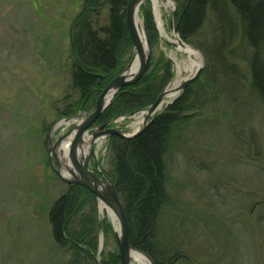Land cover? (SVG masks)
<instances>
[{"label": "rangeland", "instance_id": "obj_1", "mask_svg": "<svg viewBox=\"0 0 264 264\" xmlns=\"http://www.w3.org/2000/svg\"><path fill=\"white\" fill-rule=\"evenodd\" d=\"M170 1L173 7H161L167 32L171 21L175 26L179 3ZM84 3L85 0H0V264L73 262L70 242L66 247L55 243L47 219L52 204L70 189L50 167L47 150L49 139L55 141L65 129L63 123L57 124L90 113L109 82L102 78L88 98L72 112L68 110L79 101L69 85V28ZM138 16L145 31L150 16L157 32L153 40L147 35L148 72L156 70L155 76L160 77L169 65L170 77L157 84L152 102L125 114L101 118L96 127L110 121L109 127L130 133L135 115L145 111L176 77L175 62L170 56L174 47L161 38L150 1L142 3ZM92 19L94 27L105 26L108 9ZM132 53L133 46L121 58L119 73L130 63ZM178 62L180 77H187L189 70L182 58L178 57ZM141 91L149 92L144 88L134 92ZM222 107L221 102L218 109ZM200 113L179 134L175 146L181 153L170 159L175 206L164 217L162 245L181 249V256L188 254L193 264H264V202L258 205L264 201V159L259 155L264 150L263 112L256 101L244 100L224 119L222 111L212 113L206 109ZM111 137L103 135L95 141L96 156L90 159L88 168L96 171L95 161L114 182ZM82 212L92 213L96 222V248L92 251L81 246L90 255L91 264L96 263V258L102 264L110 254L118 255L111 222L106 213L103 216L99 212L96 198L85 204ZM84 261L81 258L77 264Z\"/></svg>", "mask_w": 264, "mask_h": 264}, {"label": "trees", "instance_id": "obj_2", "mask_svg": "<svg viewBox=\"0 0 264 264\" xmlns=\"http://www.w3.org/2000/svg\"><path fill=\"white\" fill-rule=\"evenodd\" d=\"M127 1L85 0L72 19L69 85L79 101L68 107L69 111L96 90L101 76L108 82L120 72L121 58L132 47L125 23ZM105 8L108 23L94 27L93 15L99 17ZM175 13L180 38L203 55L205 66L200 76L134 139L112 136L110 142L111 175L128 218L129 242L147 254L153 264H193L188 254L181 256V249L162 245L164 217L175 206L171 194L175 178L169 163L181 153L175 144L179 134L190 126L189 120L206 109L212 113L222 111L224 119L244 100L256 101L264 117V0H179ZM147 19L146 32L153 40L157 32L150 16ZM155 72L147 70L137 83L124 86L100 119L152 102L157 84L170 77L169 65L163 68V76H155ZM142 88L149 92H134ZM259 155L264 159V150ZM80 196L84 199L80 200ZM94 199L86 188L70 186L69 192L48 211L53 241L61 247L70 242L74 255L71 264L81 258L85 260L83 264H91L90 255L81 246L92 251L96 248V222L92 213L82 211ZM118 263V255L110 254L102 264Z\"/></svg>", "mask_w": 264, "mask_h": 264}, {"label": "water", "instance_id": "obj_3", "mask_svg": "<svg viewBox=\"0 0 264 264\" xmlns=\"http://www.w3.org/2000/svg\"><path fill=\"white\" fill-rule=\"evenodd\" d=\"M145 0H128L125 12V23L128 29L129 38L131 40L132 46L134 48V54H138L139 64L138 68L134 74L130 77L126 75V70L130 67V63L126 68L113 77L101 90L95 104V108L88 114L84 116L77 115L73 118L65 119V121H70L73 119H78L77 123H74L73 126L65 133H62L55 141L49 139L48 141V163L56 176L63 181L64 183L70 186H79L86 188L90 191L96 198L97 202H102L107 205L112 212L116 215L119 226H120V236L114 232V236L117 243L118 255L120 259V264H130V251L135 249L132 244L129 242V224L128 218L120 200V197L116 191L115 183L112 182L107 176L104 175L98 168V165L95 163L96 171H90L88 168V162L94 156L93 146L95 141L103 135L117 136L122 139L132 140L138 136L155 118L158 116L162 110L160 109L163 103V97L165 94L164 90L161 92L155 101L145 110L146 115L143 119V124L138 131L131 135H127L125 132L116 127H109L111 124L110 121L101 124L97 127H94L96 121L101 117L104 110L108 107L113 97L124 87L137 83L142 79L144 74L147 72L149 63H150V40L146 34V41L148 44L149 52L144 55L140 44L138 41V36L135 27V18L138 17L139 7L144 3ZM174 6V5H173ZM171 26L174 32L179 36L176 26ZM144 29V28H143ZM180 37V36H179ZM188 44V43H187ZM190 45V44H189ZM193 47V46H192ZM196 49V48H195ZM197 50V49H196ZM198 51V50H197ZM199 52V51H198ZM200 53V52H199ZM201 55L202 65L197 69L195 74L188 79H185L177 89V95L179 92L191 82L195 81L201 74L203 69V56ZM102 79V76L100 77ZM176 97L174 98V100ZM173 100V101H174ZM170 102L165 107L173 103ZM160 110V111H159ZM94 129L90 135L91 140L89 142L90 155L85 159L81 157V153L85 145V136L88 135V132ZM71 139V147L67 154V160L61 157H58L57 152L60 151L61 145L68 139ZM102 244L99 242V253L101 252ZM141 252V251H140ZM143 253V252H142ZM153 264L151 258L143 253ZM98 264V259L96 258V263Z\"/></svg>", "mask_w": 264, "mask_h": 264}, {"label": "bare ground", "instance_id": "obj_4", "mask_svg": "<svg viewBox=\"0 0 264 264\" xmlns=\"http://www.w3.org/2000/svg\"><path fill=\"white\" fill-rule=\"evenodd\" d=\"M145 1H150L153 6V12H154V17H155V22L158 26L159 33L162 39L170 43L174 47V51L171 53V59L175 62L176 66V77L172 80V82L169 84L168 88L165 91L164 97H163V103L160 107V109L166 108L165 106L172 102L175 97H177V89L181 85V83L185 80L190 78L195 74L197 69L202 65V59L200 53L191 45L187 44L184 42L173 30L171 27L170 31L167 32L165 29L164 22L162 21L161 18V7H173V2L170 0H167L165 3L160 1V0H145ZM135 27H136V32L138 36V41L140 44V48L143 52L144 55H146L149 52L148 44L146 41V34L144 31L143 23L142 20L138 17L135 18ZM134 48H133V53H134ZM132 53V62L130 67L126 70V75L130 77L132 74L135 73V71L138 68L139 64V57L138 54H134L133 56ZM178 57L182 58V61L185 64V68L189 70V75L187 77H180L181 74V65L178 62ZM146 115V111H141L137 115H135V121L132 123V131L128 133L127 135H131L138 131V129L141 128L143 124V119ZM79 120L78 119H73L70 121H65L62 120L57 124V126L61 125L63 123L65 129L70 125L77 123ZM57 128V127H56ZM65 129L61 131V133H64ZM72 137L68 138L60 147V151L57 152L58 157L63 160L67 158V154L70 150L71 147V139ZM91 140L90 135L85 136V147L83 148V151L81 153L82 158H86L87 156L90 155V147H89V142ZM101 147V142L98 143V150ZM94 157L96 156V151L93 150V153H91ZM67 160V159H66ZM98 208L99 212L101 215L105 216V213L107 214L113 231L120 236V226L118 219L116 215L112 212V210L105 205L102 202H98ZM102 240V238H101ZM130 264H151L150 260L139 250L133 249L130 251Z\"/></svg>", "mask_w": 264, "mask_h": 264}, {"label": "flooded vegetation", "instance_id": "obj_5", "mask_svg": "<svg viewBox=\"0 0 264 264\" xmlns=\"http://www.w3.org/2000/svg\"><path fill=\"white\" fill-rule=\"evenodd\" d=\"M100 119V118H99ZM99 119L96 121V123H98ZM96 123L94 124V126H96ZM104 124V123H103ZM98 125H101V123H99ZM97 125V126H98Z\"/></svg>", "mask_w": 264, "mask_h": 264}]
</instances>
